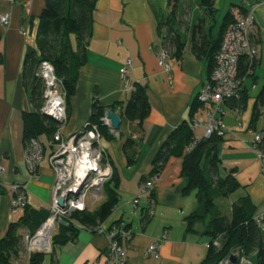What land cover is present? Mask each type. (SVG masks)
Here are the masks:
<instances>
[{"label":"crops","instance_id":"0c3cea01","mask_svg":"<svg viewBox=\"0 0 264 264\" xmlns=\"http://www.w3.org/2000/svg\"><path fill=\"white\" fill-rule=\"evenodd\" d=\"M199 2L182 0L172 20L169 0H99L94 13L87 64L80 71L63 135H74L86 126L95 98L107 109L106 113L114 107L113 112L120 117V130L113 133L106 126L114 138L103 139L102 143L119 177L120 202L107 222L122 220L129 226L133 239L129 244L128 264H202L207 258L210 239L186 232L185 220L196 210L197 197L196 193L188 196L183 193L187 181L182 174L181 158L169 157L158 176L156 205L146 224L143 220L149 213L147 201H142L138 208L132 202L140 187L152 177L154 161L165 143L184 123L192 121V107L210 78L208 61L198 58L193 48L201 37L199 32L203 29L214 41L235 5L256 11L252 40L259 55L252 77L244 81L243 89L248 90L245 105L232 108L226 101L221 107L225 135L218 151L219 173L222 178L232 175L240 189L217 204L230 217L233 204L246 198L255 207V218L264 220V164L253 142L256 133H264V106L258 119L255 117L257 97L264 87V0H215V14L211 16ZM29 3L31 6L25 7ZM222 6L226 11L221 16ZM44 8L45 0H0V16H10L8 28L0 23V165L5 170L2 181L6 186L27 185L28 208L34 213L50 212L55 183L47 159L39 168L38 180L29 176L25 165L23 116L33 112V107L23 70L27 53L37 49ZM171 28L183 36L185 48L180 60L170 57L172 72L166 74L159 67L158 53L164 49V39ZM72 46L78 51L75 38ZM128 62H131L129 67ZM127 67L128 78L124 80L122 72ZM127 84H141L147 89L151 113L140 126L129 122L121 111L132 94L126 90ZM206 119L205 106L194 112V121ZM193 131L195 139L204 138L202 127ZM40 140L49 145L45 137ZM129 140L134 144L125 151ZM11 204L12 195L3 192L0 240L25 215V209L13 212ZM96 204L89 207V212L101 207ZM23 232L32 234L30 229ZM155 242L160 246L159 258L148 257L146 252ZM108 248L109 241L103 235L80 229L74 241L46 253L45 264H110ZM249 262L256 264V256L250 257Z\"/></svg>","mask_w":264,"mask_h":264},{"label":"trees","instance_id":"16d2710c","mask_svg":"<svg viewBox=\"0 0 264 264\" xmlns=\"http://www.w3.org/2000/svg\"><path fill=\"white\" fill-rule=\"evenodd\" d=\"M181 1L169 0L172 6L171 20L172 17L175 18ZM199 1L209 16L215 14V0ZM98 2L99 0H45L38 30L37 49L27 53L23 70L25 85L30 88V101L33 107V112L25 113L23 116L26 146L32 140L42 143L40 140L42 137L50 144L60 129L59 124L45 118L41 113L45 102V86L38 76V70L42 63L47 62L53 66L60 90L66 96L67 115L70 116L71 100L77 93L80 71L87 64L88 44L93 36L94 13ZM230 22L231 15L227 14L214 41H211L201 29L199 32L201 37L194 43L195 55L208 61L209 76L212 74L216 55ZM72 38L77 41L78 51L73 49ZM163 45L172 59L182 58L185 40L173 28L165 37ZM255 67L256 62L251 63L249 58L241 59L239 78L245 81L252 77ZM134 87L129 102L121 107V111L129 122L138 123L140 126L149 117L151 105L147 89L141 84H135ZM247 98L248 90L243 89L239 100L231 99L226 103L232 108H241ZM203 106L198 97L192 107V121L184 123L165 143L154 161L152 177L160 175L169 157L182 159V174L187 181L183 193L186 196L196 193L197 197L196 210L185 220L186 232L210 239L208 255L202 264H220L237 251L247 260L256 256V264H264V238L255 219L256 211L253 204L246 198L240 199L233 204L230 217L224 215L217 204L218 200L227 199L238 191L240 185L232 175L226 178L220 176L218 151L223 137L214 133L208 139H195L192 129L193 116L194 112ZM263 106L264 87L257 97L255 116L257 119ZM111 109L115 111L114 107ZM106 110L95 98L88 124L98 126L103 139L111 141L114 136L102 121ZM133 144V141L129 140L124 150L128 151ZM261 150L264 152V141ZM118 187L119 177L114 171L112 178L104 187L106 201L94 212L87 210L73 213L68 225H61L59 233L53 236L52 251L77 238L80 228L73 222L87 228H95L98 224L107 222L120 202ZM24 209V217L20 222L12 224L6 237L0 240V264H15L14 258H17L22 250L23 230L30 229L32 234H35L36 229L50 217V212L34 213L28 206ZM150 218L148 214L143 222L146 224ZM127 228L130 230L129 226ZM216 242L219 246H216ZM46 255L43 252L32 253L27 264H45Z\"/></svg>","mask_w":264,"mask_h":264},{"label":"built area","instance_id":"2783aa9c","mask_svg":"<svg viewBox=\"0 0 264 264\" xmlns=\"http://www.w3.org/2000/svg\"><path fill=\"white\" fill-rule=\"evenodd\" d=\"M31 4H26L29 8ZM255 9H246L243 6L232 7L230 15L231 22L227 26L220 49L215 58V65L212 74L205 84L199 101L206 107V121H194L193 129L202 127L204 139L210 138L214 133L224 137L225 131L221 123L222 104L228 100H239L242 95L244 80L239 78V63L243 58H249L253 63L259 55L258 48L252 40L253 31L256 25ZM0 23L3 27L10 26V16H0ZM159 67L166 74L172 72L170 56L165 49L158 53ZM131 62H128V67ZM128 67L123 70V78H128ZM39 78L45 86V102L41 113L46 112L53 115L60 123V129L54 136V141L48 146L37 140H32L27 146L25 153V165L29 176L39 179V168L47 159L55 174L53 189V202L50 206V217L35 233H22V242L30 255L35 252L49 253L52 249V238L62 222H68L75 212H84L89 207L102 199L105 184L112 178L114 170L109 156L103 146V136L98 126L86 124L78 133L65 137L63 128L68 121L66 96L60 90V83L56 77L52 65L44 62L38 70ZM126 90L134 91L131 84L126 85ZM103 123L111 132V121L104 116ZM264 141V133L254 135V149L259 152V158L264 164V152L259 150ZM5 173L0 165V199L3 192L12 195V211L16 212L28 206L27 185L14 184L6 186L2 177ZM158 176L146 180L140 187L137 197L132 204L138 208L143 200L147 201L149 217L155 209V188ZM65 199L64 208L59 206L61 199ZM257 224L264 234V220L262 217L255 218ZM52 222L53 226L49 231L46 240H40V233L45 226ZM81 230H88L103 235L109 241L108 258L110 264H128L129 244L133 239L132 232L122 220L113 223H100L95 228L83 227L73 222ZM216 246L219 243L216 242ZM159 244H151L146 252L148 257L159 258ZM238 260L241 254L234 253ZM246 258L241 259V264H247ZM220 264H232L230 257Z\"/></svg>","mask_w":264,"mask_h":264},{"label":"water","instance_id":"95a60500","mask_svg":"<svg viewBox=\"0 0 264 264\" xmlns=\"http://www.w3.org/2000/svg\"><path fill=\"white\" fill-rule=\"evenodd\" d=\"M42 115H43L45 118H47V119H49V120H51V121H54V122H56L57 124H60V123L58 122V120H57L53 115H51V114H49V113H46V112H43ZM106 118L109 119V120L111 121V129H112L115 133H117V132L120 130V127H121V119H120V117H119L115 112H113V111H108V112L106 113ZM64 203H65V199L62 198V199L60 200V202H59V206H60L61 208H64ZM62 225L66 226L67 223H66V222H62ZM230 262H231L232 264H236V263H237V257H236L235 255H231V256H230Z\"/></svg>","mask_w":264,"mask_h":264},{"label":"rangeland","instance_id":"374dc122","mask_svg":"<svg viewBox=\"0 0 264 264\" xmlns=\"http://www.w3.org/2000/svg\"><path fill=\"white\" fill-rule=\"evenodd\" d=\"M222 9H221L222 10L221 13H219L221 16H222L223 12L226 11L225 6L224 7L222 6ZM105 200H106V197H102V199H100L98 202H96L97 203L96 206L102 205ZM222 211H223L224 215L229 216L228 211H226L224 209H222ZM234 253L232 255H235ZM28 257H29V254L26 250V246L22 242V250H21L19 256H17V258H14V262H15V264H27L28 263ZM242 258H244V257L241 255L240 260L237 259V262H239V264H241ZM245 260L248 262L247 264H250L249 260H247V259H245Z\"/></svg>","mask_w":264,"mask_h":264},{"label":"bare ground","instance_id":"6f19581e","mask_svg":"<svg viewBox=\"0 0 264 264\" xmlns=\"http://www.w3.org/2000/svg\"><path fill=\"white\" fill-rule=\"evenodd\" d=\"M53 224L52 222L50 221L46 226L45 228L41 231L40 233V240H46L48 239L49 237V231L51 230Z\"/></svg>","mask_w":264,"mask_h":264}]
</instances>
